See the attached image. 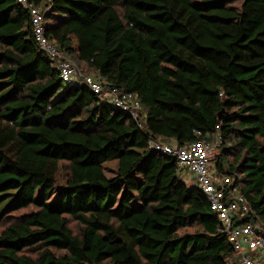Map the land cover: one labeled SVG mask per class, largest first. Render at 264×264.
Returning a JSON list of instances; mask_svg holds the SVG:
<instances>
[{
    "label": "trees",
    "instance_id": "obj_1",
    "mask_svg": "<svg viewBox=\"0 0 264 264\" xmlns=\"http://www.w3.org/2000/svg\"><path fill=\"white\" fill-rule=\"evenodd\" d=\"M27 1L50 8L44 36L78 71L140 111L64 85L28 11L0 0V264H237L206 200L147 142L218 132L213 168L264 229V0Z\"/></svg>",
    "mask_w": 264,
    "mask_h": 264
},
{
    "label": "built area",
    "instance_id": "obj_2",
    "mask_svg": "<svg viewBox=\"0 0 264 264\" xmlns=\"http://www.w3.org/2000/svg\"><path fill=\"white\" fill-rule=\"evenodd\" d=\"M30 17L32 35L40 50L55 61L62 83L78 80L91 93L110 106L122 110L138 122L139 103L134 95L108 88L100 77L81 75L70 59L59 52L44 36V20L50 8H40L27 0H15ZM220 144L219 133L212 139L192 142L185 146L166 145L148 140V147L160 154L175 158L179 171L194 179L196 188L209 205L219 222L218 232L226 236L237 264H264V229L258 223H243L251 212L250 206L234 185V181L213 168L212 158Z\"/></svg>",
    "mask_w": 264,
    "mask_h": 264
},
{
    "label": "rangeland",
    "instance_id": "obj_3",
    "mask_svg": "<svg viewBox=\"0 0 264 264\" xmlns=\"http://www.w3.org/2000/svg\"><path fill=\"white\" fill-rule=\"evenodd\" d=\"M50 14H51V11H50ZM49 14V15H50ZM47 24V18L44 20V25H46ZM80 74L81 75H90V76H92V77H96V74L94 73V71H92V70H88L87 69V67H85V66H83V67H80ZM77 84V81H75V82H72V83H68V85H76ZM64 85H66V84H64ZM67 85V86H68ZM78 85V84H77ZM172 145V144H171ZM213 159V158H212ZM229 160H231V158L229 159ZM212 166H213V162H212V164H211ZM103 168L105 169V176H110V175H112V173H114V171H115V168H116V161H109V162H106V163H104L103 164ZM186 181H189V179L188 180H186ZM187 186V185H186ZM190 186V185H189ZM189 186H187V187H189ZM192 187H194V186H192ZM192 187H189V188H192ZM6 224V223H5Z\"/></svg>",
    "mask_w": 264,
    "mask_h": 264
},
{
    "label": "crops",
    "instance_id": "obj_4",
    "mask_svg": "<svg viewBox=\"0 0 264 264\" xmlns=\"http://www.w3.org/2000/svg\"><path fill=\"white\" fill-rule=\"evenodd\" d=\"M179 179H180V181L183 184H185L187 186L190 185L189 187L194 186V179L192 178V176H190L189 174H187L185 171H180ZM188 179H189V181H186Z\"/></svg>",
    "mask_w": 264,
    "mask_h": 264
}]
</instances>
